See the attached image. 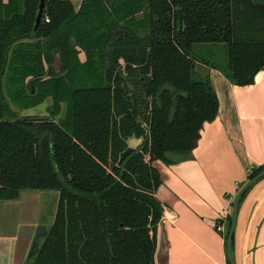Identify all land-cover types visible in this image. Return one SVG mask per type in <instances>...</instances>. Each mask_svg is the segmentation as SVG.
<instances>
[{
	"label": "trees",
	"instance_id": "16d2710c",
	"mask_svg": "<svg viewBox=\"0 0 264 264\" xmlns=\"http://www.w3.org/2000/svg\"><path fill=\"white\" fill-rule=\"evenodd\" d=\"M40 2L0 0V202L59 193L26 264H155L164 208L154 163L190 159L217 118L199 63L254 84L264 0H83L78 11L46 0L35 30ZM200 45L222 48L224 61L202 58ZM49 99L43 117H17L6 103L30 109ZM132 137L143 139L138 148Z\"/></svg>",
	"mask_w": 264,
	"mask_h": 264
},
{
	"label": "crops",
	"instance_id": "0c3cea01",
	"mask_svg": "<svg viewBox=\"0 0 264 264\" xmlns=\"http://www.w3.org/2000/svg\"><path fill=\"white\" fill-rule=\"evenodd\" d=\"M67 1L77 11L83 2ZM196 51L204 59L225 57L215 46ZM196 69L211 78L218 115L204 125L190 159L154 163L163 179L157 198L164 208L155 264H228L225 236L234 200L252 172L264 167V69L248 86L232 84L217 68L199 63ZM43 199L22 195L0 202V264H26L36 227L54 223L59 193L58 200ZM232 253L236 264H264V178L239 206Z\"/></svg>",
	"mask_w": 264,
	"mask_h": 264
},
{
	"label": "water",
	"instance_id": "95a60500",
	"mask_svg": "<svg viewBox=\"0 0 264 264\" xmlns=\"http://www.w3.org/2000/svg\"><path fill=\"white\" fill-rule=\"evenodd\" d=\"M45 7H46V0H41L40 5H39V11H38V15L36 18V23H35V30H37L42 21H43V15H44V11H45ZM57 64H59L57 62ZM59 70V69H58ZM31 89L32 92H34V81H31ZM137 139L136 137H132L128 143L130 146H133V142H135ZM140 143L143 141V139H139ZM264 178V170H262L258 175H256L252 180H249L238 192L234 203H233V209H232V213H231V223H230V230L226 239V249H227V257L228 260L230 262V264H236L234 257H233V253H232V240L233 237L235 235V229H236V224H237V216H238V210H239V206H240V201L242 196L253 186H255V184H257L259 181H261ZM48 235V227L42 225L40 227H38L36 234H35V238L33 241V244L31 246V250H30V255L29 257L32 256V253L38 248L39 246V240L44 239L45 237H47Z\"/></svg>",
	"mask_w": 264,
	"mask_h": 264
},
{
	"label": "rangeland",
	"instance_id": "374dc122",
	"mask_svg": "<svg viewBox=\"0 0 264 264\" xmlns=\"http://www.w3.org/2000/svg\"><path fill=\"white\" fill-rule=\"evenodd\" d=\"M220 55L221 52L219 51ZM82 58H83V55H82ZM220 60L221 61H224L223 59H221V56H220ZM227 62H225L226 64ZM57 69H60L59 68V64H57ZM8 105L11 106V108L13 109V111L16 113L17 117H26V116H32V117H43V116H47L48 115V107L51 105V100H47L45 103H43L42 105L38 106V107H35V108H30V109H22L20 107H18L17 105H15L14 103H12V101L8 100L6 102ZM66 105H63V108H62V114L56 118V120H59L61 118H64L65 115H66ZM140 142L139 139H137L135 142H133V146H135L136 144H138ZM175 158L172 157L171 160H174ZM23 196H30V195H42V197H45L46 200H58V192H54V191H51V192H31V191H27V192H24L22 194ZM43 199V200H45ZM20 200V199H19ZM42 225H38L36 227V231L38 229V227H40Z\"/></svg>",
	"mask_w": 264,
	"mask_h": 264
},
{
	"label": "built area",
	"instance_id": "2783aa9c",
	"mask_svg": "<svg viewBox=\"0 0 264 264\" xmlns=\"http://www.w3.org/2000/svg\"><path fill=\"white\" fill-rule=\"evenodd\" d=\"M46 21L48 22V21H49V19H46ZM217 230H218V231H223L224 229H223V228H221V227H219V226H217Z\"/></svg>",
	"mask_w": 264,
	"mask_h": 264
}]
</instances>
